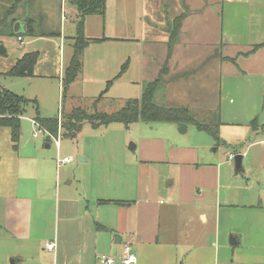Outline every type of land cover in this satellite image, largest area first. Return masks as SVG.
Returning <instances> with one entry per match:
<instances>
[{
	"label": "crops",
	"instance_id": "crops-1",
	"mask_svg": "<svg viewBox=\"0 0 264 264\" xmlns=\"http://www.w3.org/2000/svg\"><path fill=\"white\" fill-rule=\"evenodd\" d=\"M183 15L169 57L172 23ZM85 35L103 41L86 48L80 79L105 88L115 81L97 110L118 98L111 90L116 83L142 96L145 83L157 79L165 65L166 78L196 68L203 80L200 68L211 60L222 65L223 58L235 59L233 52L242 57L235 60L243 68L221 72L219 122L223 144L238 141L246 147L237 153L243 168L233 173L229 163L202 154L200 146L169 143L176 131L157 138L138 127L143 134L130 147L139 151L136 157H81L84 167H66L62 173L37 151V142L30 145L34 150L23 145L22 151V137L15 148L11 130L0 127V264H100L104 254L120 258L126 245L137 264H264V48L240 56L264 43V0H107L104 15L86 18ZM219 49L227 55L218 58ZM36 77L35 69L27 79ZM102 92L87 98L93 109ZM141 96L122 100L126 104ZM64 98L60 93L66 113ZM28 99L39 103V97ZM255 119L256 127L251 125ZM7 140L14 151L6 152ZM231 155L229 162L236 157ZM239 172L244 175L236 177ZM51 243L55 246L48 250Z\"/></svg>",
	"mask_w": 264,
	"mask_h": 264
},
{
	"label": "rangeland",
	"instance_id": "rangeland-1",
	"mask_svg": "<svg viewBox=\"0 0 264 264\" xmlns=\"http://www.w3.org/2000/svg\"><path fill=\"white\" fill-rule=\"evenodd\" d=\"M10 2V3H9ZM0 0V19L2 18L5 9L12 6L15 0ZM20 12L21 20L36 15L37 32H61L63 39H36L35 37H28L23 35V42L18 41V35L12 37H0V47L3 46L7 51L6 55H0V71L7 70L12 67L20 59L24 53L37 51L40 53L39 66L36 68L38 77L33 79L27 78H13L9 76H0V86L6 88L15 94L24 96L26 99L33 96L39 97V103L34 106L29 104L26 107L25 116L21 122V137L20 143L22 151L23 145H29V148L34 150L33 146L36 142L37 151L46 157L47 160L53 161L55 171L62 172L66 167L73 168L76 165L84 167L86 164L81 162V157L88 156L90 159L96 158L99 154L104 156L111 155V157L121 160L124 153L136 157L139 154L137 150H130L132 145H136L141 134L138 127L149 132L157 138L171 137L170 131H176L174 138L172 137L169 143L185 144L200 146V152L207 155H216L219 159L231 165V169H235V160L229 162V155L236 156L237 153H243L246 147L239 144L238 141H230L227 144L222 143V136L220 134V141H217L210 135L200 132L197 128L189 123L184 126L177 124H163V123H146L141 122L138 125L126 128L122 124H113L108 127H101L93 129L90 123H85L83 131L77 140L62 137L60 135V150L58 151L55 142L50 139L46 141V136L40 135L35 138L33 133L37 130L33 119L37 114L36 108H39L40 115L45 118H58L62 116V99L65 96V111L69 112L73 108H84L89 112H93L92 101L87 100L96 97L105 88V83L92 82L84 79H79L70 87L68 92L63 93L62 80L64 73L70 59L73 55L74 37L76 35V21L78 19V11L74 6H71L67 0H21ZM68 17L67 24L64 23L63 17ZM22 31L21 33H23ZM65 42V45H64ZM63 43V45H62ZM46 45L50 46L47 47ZM227 55L226 51L218 50L217 56ZM236 60L241 59L235 52L233 55ZM242 56V55H240ZM222 60V59H221ZM236 60L234 62L225 60L218 64L217 60H211L200 69L205 75L204 79L200 80L196 68L186 70L185 74L177 77H170L165 79L162 89L159 91L156 98L157 104L166 107L185 108L197 121L204 124L215 125L219 122V86L220 75L227 73L229 70L238 71L244 66L239 65ZM61 63L63 64L62 76L60 75ZM234 63V64H232ZM57 64V66H56ZM59 64V65H58ZM199 69V70H200ZM222 72V73H221ZM50 73L49 78H45L46 74ZM197 74V75H196ZM151 77H148L149 81ZM155 80V79H152ZM112 92L118 96L116 100L103 102L98 110L107 112L109 114L119 111L124 107L125 103L122 99L138 98L141 95H135V88H129L123 82L114 84ZM110 92V96L111 93ZM61 93V101L59 95ZM42 96V97H41ZM115 97V96H114ZM29 100V99H28ZM34 100V99H33ZM198 100V105L194 107V101ZM66 112V113H67ZM150 129V130H149ZM186 129V131H184ZM264 138V131L261 132ZM3 138V137H2ZM22 144V145H21ZM50 144V148L47 146ZM244 147V148H243ZM6 152H12L13 144L11 141L6 142ZM0 151L3 154V143L0 146ZM72 157L73 162L63 165L60 169L57 168L56 160L59 157ZM107 154V155H106ZM3 156V155H0ZM244 174H237L236 177H242ZM62 184H66L65 176L61 175ZM240 179V178H239ZM69 180V179H68ZM29 184L37 185L35 181L28 182ZM182 264V262L180 263ZM184 264V263H183Z\"/></svg>",
	"mask_w": 264,
	"mask_h": 264
},
{
	"label": "trees",
	"instance_id": "trees-1",
	"mask_svg": "<svg viewBox=\"0 0 264 264\" xmlns=\"http://www.w3.org/2000/svg\"><path fill=\"white\" fill-rule=\"evenodd\" d=\"M71 6H74L78 11V21L76 25V35L73 45V55L70 63L65 71L64 79L62 81L63 93L68 92L71 85L78 79L83 71V56L86 48L92 43L102 42V39L90 40L85 35V21L88 16L104 15L106 10L107 0H67ZM10 3V2H9ZM21 0H15L12 6L5 9L2 18L0 19V37H12L18 35L23 37H46L58 38L60 32H37V16L33 15L21 20L20 12ZM185 16L178 17L171 27V38L169 41V57L171 56L174 46L179 41L182 22ZM17 22H23L25 30L21 34L14 32ZM264 48V43L256 45L253 49L242 56H250L259 49ZM40 55L38 52H30L24 54L17 60L15 65L7 72L0 73V76H9L13 78H30L35 76V69L39 61ZM234 62L235 59H225ZM129 62L125 63L120 71L119 79L128 69ZM168 74V67L165 65L160 72L157 79L145 83L143 93L139 99H130L125 106L115 113L101 112L96 109L99 101L108 93L115 81H110L105 90L95 101L94 112H89L84 108H74L72 111L65 113L62 111V116L58 118H45L40 115L39 108H36L37 115L34 119L39 126L46 130L51 136L58 138L60 135L65 138L75 140L83 131L85 123H90L93 129L101 127H108L113 124H122L126 128L138 122L146 123H163V124H177L184 126L186 124H193L198 131L204 132L217 141H220V122L215 125L204 124L197 121L185 108L166 107L157 104L156 98L159 91L162 89L166 75ZM65 97V96H64ZM32 104L37 105L36 100H28L24 96L15 94L0 86V127L9 128L11 130V140L14 147L17 148L21 137V122L26 113V107ZM258 122L255 119L252 126H257ZM264 128V127H263ZM48 138V137H47ZM222 140V139H221ZM50 141V138H48ZM240 155V154H237ZM236 155V156H237ZM100 204H112L117 202L100 201ZM121 204V203H120ZM124 205H130L125 203Z\"/></svg>",
	"mask_w": 264,
	"mask_h": 264
},
{
	"label": "built area",
	"instance_id": "built-area-1",
	"mask_svg": "<svg viewBox=\"0 0 264 264\" xmlns=\"http://www.w3.org/2000/svg\"><path fill=\"white\" fill-rule=\"evenodd\" d=\"M19 40H21V38H19ZM35 126L37 127V130L33 133V136L39 137L40 135H45L46 137L50 138L51 140H53L55 142V145L57 146V149L59 150L60 148V140L59 137L55 138L53 136H51V134H49L46 130H43L39 124L35 121H33ZM231 159H234V156L231 155ZM73 161L72 157H67V158H63L61 159L60 157L57 159V166H62L64 164L70 163ZM54 243H51L49 245H47L48 250H52L54 248ZM138 258L137 255L135 254V252L133 251V248L131 245H126L123 251V255L120 258H116L114 256L111 255H101L99 257V263L100 264H137Z\"/></svg>",
	"mask_w": 264,
	"mask_h": 264
},
{
	"label": "water",
	"instance_id": "water-1",
	"mask_svg": "<svg viewBox=\"0 0 264 264\" xmlns=\"http://www.w3.org/2000/svg\"><path fill=\"white\" fill-rule=\"evenodd\" d=\"M21 22H17L16 25H15V30L14 32L16 34H21L22 32V26H21ZM7 54V51L5 50V48L3 46L0 47V55H6ZM186 131V129L184 130ZM131 149V148H130ZM242 162H243V156L242 155H237L235 157V168H236V171H241L242 170ZM231 244L232 245H235L237 244V242H235L233 239H231Z\"/></svg>",
	"mask_w": 264,
	"mask_h": 264
}]
</instances>
